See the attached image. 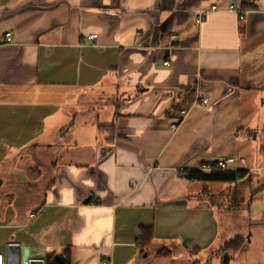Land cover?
<instances>
[{"label": "crops", "instance_id": "crops-1", "mask_svg": "<svg viewBox=\"0 0 264 264\" xmlns=\"http://www.w3.org/2000/svg\"><path fill=\"white\" fill-rule=\"evenodd\" d=\"M256 97L264 0H0V254L18 264L21 245L29 264L67 254L71 264H201L217 241H246L239 231L219 241L208 200L218 181L186 175L235 157L229 170L252 181L242 151ZM143 226L154 236L141 246Z\"/></svg>", "mask_w": 264, "mask_h": 264}, {"label": "rangeland", "instance_id": "rangeland-1", "mask_svg": "<svg viewBox=\"0 0 264 264\" xmlns=\"http://www.w3.org/2000/svg\"><path fill=\"white\" fill-rule=\"evenodd\" d=\"M255 100L256 111L251 112L254 134L249 146L248 142H245L242 152L250 167H254L251 171L253 173L251 182L258 188L264 183V98L256 97ZM242 112L243 115L249 113L245 105ZM75 133L76 131L71 129L60 135V139L67 144L71 142ZM251 182L247 178L237 184L225 181L211 184L213 189L221 191L216 196L209 194L208 199L220 217L221 230L225 231V234L222 232L219 241L223 238L225 241L229 240L231 235L238 231L245 233L246 241L236 257L228 256L221 247L222 243L217 241L200 259L201 264H264V225L251 224L252 220L258 222L264 220V187L258 193H253ZM226 256L229 257V262L225 261Z\"/></svg>", "mask_w": 264, "mask_h": 264}, {"label": "trees", "instance_id": "trees-1", "mask_svg": "<svg viewBox=\"0 0 264 264\" xmlns=\"http://www.w3.org/2000/svg\"><path fill=\"white\" fill-rule=\"evenodd\" d=\"M192 94V91L187 94V98ZM114 126L113 125H102L100 127V131H113ZM249 175V170L247 169H231V170H214L211 172H206L201 169H192L187 171V177L189 179H197L202 181H225V182H237L241 179L247 178ZM154 232L152 226H143L141 227L140 232V244L141 246L147 245L151 242L153 239ZM245 244V238L237 237L229 242H227L223 249L233 250V251H240L243 249ZM168 253V251H162L161 254ZM50 264H53L50 260ZM62 264H71V259L69 257V254L66 256V260Z\"/></svg>", "mask_w": 264, "mask_h": 264}, {"label": "built area", "instance_id": "built-area-1", "mask_svg": "<svg viewBox=\"0 0 264 264\" xmlns=\"http://www.w3.org/2000/svg\"><path fill=\"white\" fill-rule=\"evenodd\" d=\"M235 4H233V8H235ZM237 7V6H236ZM215 8V7H214ZM236 9H238L240 12L242 11L240 9V7H237ZM244 17V14L241 12V18ZM5 37L7 38L8 41H10L12 39V33L11 32H7L5 34ZM94 37H96V35H94ZM168 62H166L167 64ZM200 101L202 103H208L210 101V98L209 97H203L200 99ZM182 118H179L173 125H172V129L175 131L179 124L183 121L184 117L186 116L187 114V110H182ZM236 162V158L235 157H227V158H224V159H219L217 160L216 162H214L213 164H210L207 166V168L209 170H229L230 169V165L232 163ZM241 162H245V159H242ZM35 216V215H34ZM0 264H8L6 259H4V257L0 254ZM26 264H29V263H26Z\"/></svg>", "mask_w": 264, "mask_h": 264}, {"label": "water", "instance_id": "water-1", "mask_svg": "<svg viewBox=\"0 0 264 264\" xmlns=\"http://www.w3.org/2000/svg\"><path fill=\"white\" fill-rule=\"evenodd\" d=\"M11 250L14 252L15 257L19 260L18 264L29 263L30 260V249L22 248L21 245H13Z\"/></svg>", "mask_w": 264, "mask_h": 264}]
</instances>
